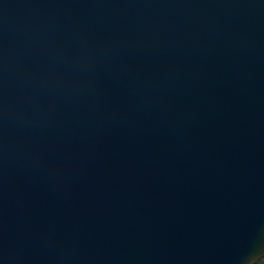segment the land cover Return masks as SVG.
<instances>
[{
    "label": "water",
    "instance_id": "1",
    "mask_svg": "<svg viewBox=\"0 0 264 264\" xmlns=\"http://www.w3.org/2000/svg\"><path fill=\"white\" fill-rule=\"evenodd\" d=\"M264 257V0H0V264Z\"/></svg>",
    "mask_w": 264,
    "mask_h": 264
},
{
    "label": "trees",
    "instance_id": "2",
    "mask_svg": "<svg viewBox=\"0 0 264 264\" xmlns=\"http://www.w3.org/2000/svg\"><path fill=\"white\" fill-rule=\"evenodd\" d=\"M256 264H264V257L255 262Z\"/></svg>",
    "mask_w": 264,
    "mask_h": 264
}]
</instances>
